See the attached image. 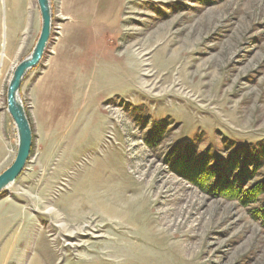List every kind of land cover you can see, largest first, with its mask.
Segmentation results:
<instances>
[{
	"label": "rangeland",
	"instance_id": "rangeland-1",
	"mask_svg": "<svg viewBox=\"0 0 264 264\" xmlns=\"http://www.w3.org/2000/svg\"><path fill=\"white\" fill-rule=\"evenodd\" d=\"M50 2L49 45L20 91L33 154L0 196L30 218L18 206L0 264H264V193L246 192L264 161L228 191L184 165L264 150V0ZM40 32L37 0H0V174L18 148L7 88ZM47 68L38 120L29 92ZM148 69L178 92H147Z\"/></svg>",
	"mask_w": 264,
	"mask_h": 264
},
{
	"label": "water",
	"instance_id": "water-1",
	"mask_svg": "<svg viewBox=\"0 0 264 264\" xmlns=\"http://www.w3.org/2000/svg\"><path fill=\"white\" fill-rule=\"evenodd\" d=\"M41 14V32L32 53L14 69L7 88V110L17 133V153L12 165L0 174V194L7 191L25 171L33 149V130L20 91L26 75L41 62L53 29L50 0H37Z\"/></svg>",
	"mask_w": 264,
	"mask_h": 264
},
{
	"label": "trees",
	"instance_id": "trees-1",
	"mask_svg": "<svg viewBox=\"0 0 264 264\" xmlns=\"http://www.w3.org/2000/svg\"><path fill=\"white\" fill-rule=\"evenodd\" d=\"M235 151H238L239 155L232 156L230 160L228 159L221 164L215 163V159L217 160L218 158L217 155L209 156V159L204 158L205 156L196 158L194 155H191L192 158H185L184 165L188 169V173H186L185 177L206 180L207 187L212 188V191L215 189L228 191L229 188L234 187L241 188V182L247 178H250L253 173L262 168L261 165L264 161V150L260 145L259 148L255 147V149L252 147L248 150L243 147L235 149ZM32 154L33 149L31 155ZM236 171H238L237 174L235 173ZM261 191L264 193V180L256 182L254 186H252L246 192L248 193V196H255L254 194ZM1 195H3V193H1L0 196ZM243 198V203L249 201L245 197ZM257 209L259 210L260 214L264 215V202H262L261 206H259Z\"/></svg>",
	"mask_w": 264,
	"mask_h": 264
},
{
	"label": "crops",
	"instance_id": "crops-1",
	"mask_svg": "<svg viewBox=\"0 0 264 264\" xmlns=\"http://www.w3.org/2000/svg\"><path fill=\"white\" fill-rule=\"evenodd\" d=\"M47 70H48V68L45 69L36 78V80L34 81L32 87L30 88V92H29V94L31 96V99H32V102H33V106H34V113L36 114V117L38 118V120L44 119L43 115H44L45 111H43V112L38 111L35 99H37L38 102H42L47 108H49L43 100L39 99L41 96H43V91H45V88H46L45 84L41 85V82H43V80L45 79V76H46V74L48 72ZM60 71H61L62 74L66 73L67 72V68L63 66V67H61V70L59 69V72ZM59 79L62 80L63 78L60 76ZM38 84H40V89H39V91L37 93L36 87H37ZM47 158H49V157L41 154L40 159L42 161H43V159L46 160ZM41 160H40V162L43 163L44 161L42 162ZM18 206L21 207L20 209H21L22 215L24 216L23 221L28 222L29 218H30V214H29L25 204H22L20 201H14V200H12L10 198L0 199V215L3 216V224H4V229H0V237L3 234H6L5 231L8 228V226L11 225V227H12L14 222L17 220V214L19 212ZM11 227L9 228V232H11L10 231ZM10 251H11V249L8 252H10Z\"/></svg>",
	"mask_w": 264,
	"mask_h": 264
},
{
	"label": "bare ground",
	"instance_id": "bare-ground-1",
	"mask_svg": "<svg viewBox=\"0 0 264 264\" xmlns=\"http://www.w3.org/2000/svg\"><path fill=\"white\" fill-rule=\"evenodd\" d=\"M165 36H163V34L162 35H159L158 36V38L159 39H162V38H164ZM167 74V73H166ZM169 76V75H168ZM182 77V76H181ZM143 83H144V85H147L146 86V88H149L148 89V91L147 92H153V91H158V90H160L161 89V92H178V90H176L175 88H176V86H174L173 85V83H171L170 82V80L172 79H169L168 77H166L165 78V76H163L161 79H160V81H157V79H156V74H153V72H151L150 71V69H148L147 70V74H144V76H143ZM159 80V79H158ZM182 82V81H181ZM161 84V85H160ZM165 84H172L169 88H166L165 87ZM179 85H183V83H179ZM184 86V85H183ZM167 87H168V85H167ZM182 90V89H181ZM183 90L185 91V90H187V89H185V88H183ZM179 93H180V91H179ZM184 94V93H183ZM48 211H49V213L50 212H53V209H48ZM163 218V217H162ZM155 220V219H154ZM152 222V221H151ZM160 222H161V224H160ZM157 223V221L156 222H154L153 221V225H151V226H153V229H155V227H156V225L155 224ZM163 223H166L164 220H160L159 219V222H158V224L159 225H162ZM154 225H155V227H154ZM166 226H168V225H166ZM61 227H62V229L64 228L65 229V226L63 225V224H61ZM167 229H169V228H167ZM81 231H82V229H81ZM169 231V230H168ZM76 233V232H75ZM165 233H163V234H161L162 236H163V238H165V240H166V238H167V236L166 235H164Z\"/></svg>",
	"mask_w": 264,
	"mask_h": 264
}]
</instances>
